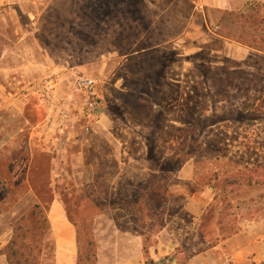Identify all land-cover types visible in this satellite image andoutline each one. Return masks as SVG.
Listing matches in <instances>:
<instances>
[{
  "label": "rangeland",
  "instance_id": "374dc122",
  "mask_svg": "<svg viewBox=\"0 0 264 264\" xmlns=\"http://www.w3.org/2000/svg\"><path fill=\"white\" fill-rule=\"evenodd\" d=\"M137 1L127 14L132 0H0L8 264L18 224L27 242L38 230L40 264H56L55 199L78 230V264H264V71L214 35L264 49V0L207 22L199 0ZM140 33L150 48L138 54ZM76 76L94 93L75 91Z\"/></svg>",
  "mask_w": 264,
  "mask_h": 264
},
{
  "label": "crops",
  "instance_id": "0c3cea01",
  "mask_svg": "<svg viewBox=\"0 0 264 264\" xmlns=\"http://www.w3.org/2000/svg\"><path fill=\"white\" fill-rule=\"evenodd\" d=\"M203 12L205 13L206 22L208 16H210L211 10L220 11H231L238 6H242L246 0H199ZM210 18V17H209ZM191 24V19H190ZM139 40H134L132 52L143 53L146 49L150 48V45H145L141 39L143 38L142 33H140ZM196 35V34H194ZM215 36L224 39V49L228 57H233L237 59L239 63L246 62V60L252 56L257 57V68L260 71H264V49L262 46L255 45L251 47L248 44L241 42H230L231 39L228 37L221 36L220 34L214 33ZM185 36V35H184ZM179 39H182V34L178 35ZM226 41V43H225ZM131 42V41H130ZM231 43V44H230ZM146 46V47H145ZM261 57V58H259ZM260 59V62H259ZM184 169V168H183ZM182 169V170H183ZM48 219L50 224V229L54 236L55 249H56V264H78L79 257V240H78V230L75 224L69 219L66 208L62 202L58 200H53L49 211ZM204 256L196 255L192 257L188 264H195L200 260L204 259ZM0 263L8 264L7 257L5 254H0Z\"/></svg>",
  "mask_w": 264,
  "mask_h": 264
},
{
  "label": "trees",
  "instance_id": "16d2710c",
  "mask_svg": "<svg viewBox=\"0 0 264 264\" xmlns=\"http://www.w3.org/2000/svg\"><path fill=\"white\" fill-rule=\"evenodd\" d=\"M129 1V0H128ZM131 1V0H130ZM142 2V1H141ZM142 3H139L137 0H132V5H128L125 7V10L128 11L127 14L133 13L134 11L138 12L139 8H142ZM232 15L231 11L224 12V16L221 18V21L225 20V17L228 15ZM220 35L228 37L229 39H235L241 43H244L243 40L239 39L238 37L234 38L230 35H225L219 32ZM238 38V39H237ZM241 38V37H240ZM250 45V44H248ZM251 47H254L253 45H250ZM40 204H37V208L40 210H35L33 214L40 212L42 208H39ZM41 207V206H40ZM25 216L22 217V221ZM21 222V221H20ZM50 225V224H48ZM23 227V225H16L14 227V236L10 242V244L7 246V256L9 259L10 264H40L39 257L36 255V252L39 247L38 239L35 238V236L38 234V230L32 231V236H30L32 239L30 242L25 241V239L29 238V234L31 233L29 229L25 231L24 233H19V230ZM23 250L25 252H23ZM29 253V255H26ZM22 256V257H19ZM23 258V259H22ZM153 263V262H152Z\"/></svg>",
  "mask_w": 264,
  "mask_h": 264
},
{
  "label": "built area",
  "instance_id": "2783aa9c",
  "mask_svg": "<svg viewBox=\"0 0 264 264\" xmlns=\"http://www.w3.org/2000/svg\"><path fill=\"white\" fill-rule=\"evenodd\" d=\"M52 81L53 80H49L46 81V83L41 84L40 88L42 89V91H49L50 89H52L53 85H52ZM96 82L94 79L92 78H88L85 76H76L74 78V89L77 92H87L88 94H92L94 86H95ZM90 111L91 112H95L97 109H99V103L96 102H90Z\"/></svg>",
  "mask_w": 264,
  "mask_h": 264
}]
</instances>
